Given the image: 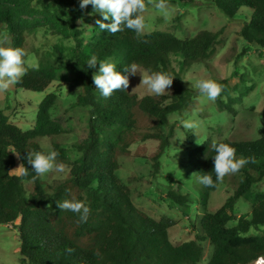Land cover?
<instances>
[{"label": "trees", "instance_id": "1", "mask_svg": "<svg viewBox=\"0 0 264 264\" xmlns=\"http://www.w3.org/2000/svg\"><path fill=\"white\" fill-rule=\"evenodd\" d=\"M184 4L197 0H165ZM225 15L234 18L242 9L251 12L250 19L240 28L239 35L248 43L264 50V0H213ZM80 0H55L42 10L32 0H0V29L10 36L7 47L25 49L27 34L39 25L32 19L42 13L55 25L59 33L72 36L75 44L70 58L61 63H42L27 68L16 89L44 92L62 70L72 78L69 91L76 95V106L88 107V135L75 143L79 156L69 164V176L48 183L37 176L27 162L28 153L44 152L41 139L56 138L64 131L63 124L52 117L58 99L57 92H49L39 102L35 124L23 130L0 111V225H13L18 219L21 264H200L204 247L209 240L214 247L208 264H250L264 256V193H258L251 215L234 221L237 202L249 197L253 186L264 180V136L254 140L224 139L236 149V158H253L240 169V180L234 193L216 210L205 209L197 239L179 244L172 242L169 229L177 221L169 216L152 217L133 203L136 177L125 182L119 175V157L130 155L131 146L156 139L158 147L149 158V175L156 179L161 169V157L172 145L174 126L170 114L182 111L194 99L193 90L184 82L181 73L196 63L207 62L220 40L222 30H201L196 35L181 39L167 31H152L140 36L125 28L115 35L95 29L89 42L82 38L76 23L75 10ZM69 21L70 24H66ZM110 23L111 21H106ZM92 55L100 60L112 58L117 71L135 63L152 72H166L174 77L169 93L140 95L131 91H115L109 98L95 88L93 74L88 68ZM178 57L180 71L172 65ZM26 59V57H25ZM131 77V76H130ZM129 77V79H130ZM225 86L216 103L220 108L233 110L242 102L247 91L232 97L234 90L226 79H215ZM223 96L229 98L223 101ZM187 140L195 143V134L187 130ZM15 148L21 159L10 152ZM58 152L57 161L64 163L66 148L53 142ZM186 162L195 167L199 176L211 175L214 187H206L208 198L221 182L214 172L215 151L212 144L189 149ZM136 157H141L136 154ZM23 163L28 175L10 170ZM83 201L90 208L87 222L69 210H61L57 203L65 200ZM166 198L185 212L192 203L189 194L171 188ZM263 230V233L254 231ZM71 249L72 251H69Z\"/></svg>", "mask_w": 264, "mask_h": 264}, {"label": "rangeland", "instance_id": "2", "mask_svg": "<svg viewBox=\"0 0 264 264\" xmlns=\"http://www.w3.org/2000/svg\"><path fill=\"white\" fill-rule=\"evenodd\" d=\"M34 6L40 10L49 8L55 0H32ZM159 2V0H155ZM168 5L167 16L164 11L148 5L145 17V31H167L181 39L190 38L201 30H222L214 52L207 62L196 63L182 71L181 76L186 85L193 90V101L182 111L170 114L169 119L174 126L171 137L172 145L161 157V169L156 179L149 175L151 158L156 151L159 141L156 139L138 142L131 146L130 155H121L119 162L121 168L118 175L129 182L130 177H136L132 182L133 203L145 210L154 218L169 216L177 223L169 229L173 243L179 244L185 241L197 239L200 235L199 225L205 209L216 210L226 199L234 193L240 180V173L226 175L218 189L208 196L203 197L205 185L200 182V176L195 167L189 165V149L196 148L205 142L213 144L227 138L234 140H254L264 136V50L245 41L240 35V28L251 17V12L242 9L234 18H230L218 8L213 0H197L195 3L184 4L180 2L165 1ZM76 23L82 30L81 38L89 42L94 36L97 19H102L99 13H93L91 5L81 10L79 5L74 12ZM37 29L27 34L25 45L26 68H36L42 63H61L70 58L75 41L71 36L59 33L53 22L42 13L32 17ZM105 23H107L105 21ZM66 24H70L69 21ZM7 36L10 45V36L6 28L0 29V38ZM172 57V65L176 71H180L178 57ZM148 74V70L140 67ZM72 75L62 70L57 78L44 92H34L24 89H16L11 86L6 92H0V111L10 118V121L23 130L31 129L35 124L39 102L49 92H57L58 99L52 110V117L63 124L64 131L56 138L45 137L41 139V145L47 153L53 150V142H59L66 148L67 158L63 163L64 172L52 171L42 175V179L48 183L63 180L69 176V164L78 156L75 143L88 135L89 108L76 106V95L69 91V83ZM203 79H226L233 87L232 97L247 91L242 102L235 103L233 110L220 108L212 101L200 97L196 84ZM139 74L130 77L129 89L140 95L150 93L145 85H140ZM171 90L167 89L169 93ZM223 101L229 98L223 96ZM196 114L195 116L193 114ZM198 119L199 130H189L195 134V143L187 140V130L182 126L183 120ZM134 146V147H133ZM138 154L141 157H136ZM239 159V158H238ZM57 163H61L57 161ZM20 165L18 163L17 167ZM180 189L192 198L190 207L185 212L174 202L166 198L169 189ZM258 193H264V180L255 184L249 197L241 198L234 211V221L251 215L252 206ZM0 225V264H21L22 257L19 252L18 225ZM263 233V230L254 231ZM204 253L200 264H208L214 247L209 240L201 241ZM250 264H258L256 261Z\"/></svg>", "mask_w": 264, "mask_h": 264}, {"label": "clouds", "instance_id": "3", "mask_svg": "<svg viewBox=\"0 0 264 264\" xmlns=\"http://www.w3.org/2000/svg\"><path fill=\"white\" fill-rule=\"evenodd\" d=\"M154 5L155 8L164 11L167 16L166 9L168 5L165 0H80L79 7L81 10L86 9L91 5L93 13H99L102 19L95 21L101 31L107 30L115 35L117 32H122L125 28L133 30L137 36H140L145 31L144 13L147 11L148 5ZM110 20V23L105 21ZM9 40L7 36L0 38V92H6L11 86L19 83L22 77L26 74L25 57L27 55L24 48L21 47H5ZM98 71L93 74V82L103 97L109 98L115 91H127L130 85V76L139 74L141 76L140 85H145L150 93L157 96L164 95L167 89L173 85L174 77L166 72H152L148 74L140 69V66L133 63L124 68V72L117 71L116 62L112 58L100 60L96 55H92L87 61L88 68ZM196 87L199 90L202 102H215L225 86L211 79L200 80ZM135 89V88H134ZM133 89V90H134ZM132 90V91H133ZM196 115L195 113L193 114ZM200 121L198 119L183 120L182 126L188 130H199ZM134 147V146H133ZM212 148L216 155L214 156V172L216 182H222L226 175L235 174L250 161L254 162L253 158H236V149L227 143L213 142ZM21 159L20 152L15 148L9 150ZM58 152L49 150L47 153L35 152L28 153L27 162L32 166V169L37 176H42L52 171L64 172L65 165L57 163ZM10 172L18 173L22 176L28 175V169L21 163L17 168ZM200 182L206 187H214L215 182L211 175L205 174L200 178ZM61 210H69L79 214L81 222H87L90 215V208L83 201L76 200L73 197L71 200H65L62 203H57ZM69 251H72L69 249Z\"/></svg>", "mask_w": 264, "mask_h": 264}, {"label": "built area", "instance_id": "4", "mask_svg": "<svg viewBox=\"0 0 264 264\" xmlns=\"http://www.w3.org/2000/svg\"><path fill=\"white\" fill-rule=\"evenodd\" d=\"M256 262H257L258 264H264V256L259 257V258L256 260Z\"/></svg>", "mask_w": 264, "mask_h": 264}]
</instances>
